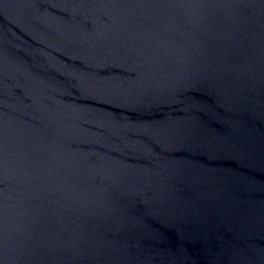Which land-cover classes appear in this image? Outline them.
Segmentation results:
<instances>
[{
	"label": "water",
	"instance_id": "1",
	"mask_svg": "<svg viewBox=\"0 0 264 264\" xmlns=\"http://www.w3.org/2000/svg\"><path fill=\"white\" fill-rule=\"evenodd\" d=\"M0 264H264V0H0Z\"/></svg>",
	"mask_w": 264,
	"mask_h": 264
}]
</instances>
